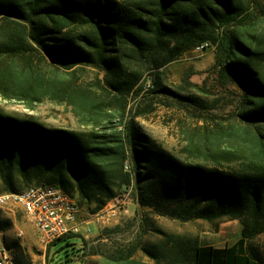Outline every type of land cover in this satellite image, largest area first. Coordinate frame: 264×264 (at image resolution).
I'll return each instance as SVG.
<instances>
[{
	"label": "trees",
	"instance_id": "trees-1",
	"mask_svg": "<svg viewBox=\"0 0 264 264\" xmlns=\"http://www.w3.org/2000/svg\"><path fill=\"white\" fill-rule=\"evenodd\" d=\"M202 44L215 49L219 83L241 88L239 110L182 128L181 158L140 129L129 98L147 70ZM87 69L98 72L93 81ZM0 96L28 108L64 104L77 121L48 127L0 109V192L52 184L97 214L133 185L151 214L182 224L239 221L240 240L216 249L156 229L162 242L113 262L141 248L156 264H264L254 245L264 234L261 0H0Z\"/></svg>",
	"mask_w": 264,
	"mask_h": 264
},
{
	"label": "rangeland",
	"instance_id": "rangeland-1",
	"mask_svg": "<svg viewBox=\"0 0 264 264\" xmlns=\"http://www.w3.org/2000/svg\"><path fill=\"white\" fill-rule=\"evenodd\" d=\"M214 64L215 49L204 53L186 52L166 65L147 70L142 82L143 90L129 98L128 113L140 129L165 150L181 158L185 157L182 128L204 121L210 124L214 123L213 120L224 122L239 110L241 88L233 84L221 85ZM97 73L87 69L84 79L93 81ZM163 88L170 92H164ZM0 109L13 116L32 118L48 127H77L70 108L48 100L28 108L0 96ZM120 195L127 201V214L116 219L106 218L98 234L92 235L88 242L82 243L83 238L66 239L53 247L44 246L20 206L0 208V256L6 252L13 264H49V256L52 255L51 264H73L72 261L100 264L105 257L129 254L136 245L142 247L162 242L163 239L154 232L156 229L195 236L214 228L205 222L182 224L151 214L149 209L138 204L133 185L125 187ZM86 211L90 214L88 207ZM216 227L228 234L234 233L239 221L224 220ZM254 245L264 259V234L254 239ZM135 253H142L141 248ZM74 255H78L77 258H73Z\"/></svg>",
	"mask_w": 264,
	"mask_h": 264
},
{
	"label": "built area",
	"instance_id": "built-area-1",
	"mask_svg": "<svg viewBox=\"0 0 264 264\" xmlns=\"http://www.w3.org/2000/svg\"><path fill=\"white\" fill-rule=\"evenodd\" d=\"M209 50L208 44H202L195 50L196 53H204ZM126 170L130 171V165L126 163ZM100 212L94 215V223L103 224L106 218L116 219L121 214L129 212L127 201L119 195ZM7 205L20 206L27 218L38 222V236L44 241V246L55 245L59 240L68 236H81L78 216H73V209L81 207L75 198L65 192H53L52 184L32 185L24 190V195L16 193L0 194V208ZM87 235L91 228L86 227ZM76 239V238H75ZM0 264H13L7 253L0 256Z\"/></svg>",
	"mask_w": 264,
	"mask_h": 264
},
{
	"label": "crops",
	"instance_id": "crops-1",
	"mask_svg": "<svg viewBox=\"0 0 264 264\" xmlns=\"http://www.w3.org/2000/svg\"><path fill=\"white\" fill-rule=\"evenodd\" d=\"M86 207H88V206L82 207L81 212L78 215V223L80 225V231H81L82 237L79 236L80 238H76V239L83 238L84 241L88 242L90 240L91 236L98 234L99 230L102 227H100L101 224L97 225L96 223H94L93 217L95 214H89L86 211ZM200 222H202V221H200ZM207 224H209V223H207ZM210 225H214V228L210 229V230L203 231L198 235H195L196 237H198L200 246H202V247H213L216 249H224L226 247L233 246L236 242H238L240 240V232H241L240 223H239L238 229L234 233H230V234H228L227 232H224V230L222 228H219L220 226L216 227L217 223L210 224ZM86 227H89L92 229V232L89 235H87L85 232ZM94 231H96L97 233H94ZM55 245H53V246H55ZM77 256L78 255H74L73 258H77ZM118 257L119 256H110L108 258L105 257L100 262V264H133V263L156 264L155 260H153L148 255H145L143 253H140V254L135 253L134 255L130 256L125 261L123 260L120 262L119 261L113 262V258L117 259ZM52 260H53V255L49 256V261H50L49 264H51ZM72 262H73V264H80V262H78V261H72ZM82 264H87V263H82Z\"/></svg>",
	"mask_w": 264,
	"mask_h": 264
},
{
	"label": "bare ground",
	"instance_id": "bare-ground-1",
	"mask_svg": "<svg viewBox=\"0 0 264 264\" xmlns=\"http://www.w3.org/2000/svg\"><path fill=\"white\" fill-rule=\"evenodd\" d=\"M53 192H64V191L58 186H53ZM16 195H24V191L20 193H16ZM79 213H80V209H73V216H78ZM28 219L32 223V225L34 226V228L36 229L38 233V222L36 220H31L30 218ZM42 243L44 244V241H42Z\"/></svg>",
	"mask_w": 264,
	"mask_h": 264
}]
</instances>
